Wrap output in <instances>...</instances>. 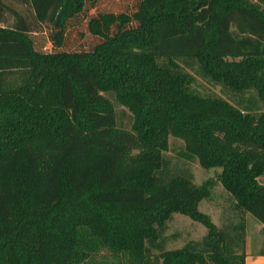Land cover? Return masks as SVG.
Instances as JSON below:
<instances>
[{
    "label": "trees",
    "instance_id": "obj_1",
    "mask_svg": "<svg viewBox=\"0 0 264 264\" xmlns=\"http://www.w3.org/2000/svg\"><path fill=\"white\" fill-rule=\"evenodd\" d=\"M123 1L0 0V264H246L264 232V0ZM174 214L206 233L168 248Z\"/></svg>",
    "mask_w": 264,
    "mask_h": 264
},
{
    "label": "rangeland",
    "instance_id": "obj_2",
    "mask_svg": "<svg viewBox=\"0 0 264 264\" xmlns=\"http://www.w3.org/2000/svg\"><path fill=\"white\" fill-rule=\"evenodd\" d=\"M126 8L125 1L123 0H103L99 9L122 11ZM91 12H94L92 10ZM193 74V73H191ZM195 76L193 84L194 89L204 94L222 95L218 86ZM118 109L123 107L116 106ZM183 149V142L173 136L168 138V150L165 155L171 160L172 163L182 162L188 165L192 175L193 181L197 185H206L210 188V195L208 198L202 200L199 204V210L211 219V221L221 226L225 223L227 214L231 215V197L223 189L220 182L217 180V175L221 169L214 167L210 169L202 168L197 160H184L180 154ZM246 233L252 240V251L257 253L260 249L264 248V232L262 225L250 214L246 215ZM206 233L205 227L189 217L181 214H174L172 221L168 224L166 235L168 237V248L181 247L188 240L200 239ZM107 264V263H105Z\"/></svg>",
    "mask_w": 264,
    "mask_h": 264
},
{
    "label": "crops",
    "instance_id": "obj_3",
    "mask_svg": "<svg viewBox=\"0 0 264 264\" xmlns=\"http://www.w3.org/2000/svg\"><path fill=\"white\" fill-rule=\"evenodd\" d=\"M262 225V224H261ZM252 240L250 236H246V264H264V255L261 254L259 250L257 253L253 252L252 250Z\"/></svg>",
    "mask_w": 264,
    "mask_h": 264
}]
</instances>
